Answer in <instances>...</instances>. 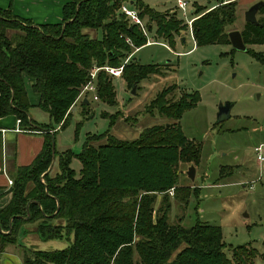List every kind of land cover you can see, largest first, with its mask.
<instances>
[{"label":"trees","instance_id":"trees-1","mask_svg":"<svg viewBox=\"0 0 264 264\" xmlns=\"http://www.w3.org/2000/svg\"><path fill=\"white\" fill-rule=\"evenodd\" d=\"M124 3L136 8L139 17L147 16L149 28L154 21L156 35L170 45L174 34L185 28L181 21L141 0H68L62 6L61 21L42 24L13 15L9 7L0 8V118L12 114L30 129L50 130L31 126L27 119L25 74L39 96V107L64 128L93 66H119L135 48L146 44L138 26L129 24L121 13ZM236 7L237 0L210 10L198 7L195 13L200 15L191 22L195 44H230L228 32L235 30L230 26L236 20ZM257 14V25L244 22L239 30L246 47L264 44V4ZM9 27L21 32L17 40L7 36ZM84 29H100L101 38L90 37ZM252 54L264 63L262 54ZM130 61L121 75L127 86L160 69L156 64ZM109 77L97 74V94L102 102L114 105L116 91ZM168 92L167 88L157 92L145 111L175 122L145 127L133 140L117 139L109 130L87 134L82 150L74 154L70 149H52L56 130L45 134L39 154L28 166L16 168L12 176L10 201L0 209V251L17 243L23 226L36 223L40 239L66 240L68 245L51 251L25 249L21 264H256L241 258L243 245L232 247L234 259L226 256L219 226L170 224L167 198L154 207L157 193L176 189L177 164L196 163L201 152L200 143L186 138L178 122L198 100L197 94L195 101L186 98L171 103ZM113 125L109 119V126ZM101 137L104 143L93 144ZM55 156L59 171L50 178ZM74 158L80 162L78 172L70 166ZM30 180L34 183L31 197L25 193ZM57 219L64 220V225L55 224Z\"/></svg>","mask_w":264,"mask_h":264},{"label":"rangeland","instance_id":"rangeland-1","mask_svg":"<svg viewBox=\"0 0 264 264\" xmlns=\"http://www.w3.org/2000/svg\"><path fill=\"white\" fill-rule=\"evenodd\" d=\"M141 1L158 12L173 16L185 26L174 34L173 45H170L156 35L154 21L150 22L149 28L148 17H140L146 29L145 35L138 26L141 34L145 35L146 43L148 38L154 43L142 47L133 58L130 54L127 62L133 60L141 64H156L160 66L159 72L140 80L134 85V92L133 86H127L122 77H109L116 91V104L108 105L100 98L93 100V92H88L84 97L88 103L84 105V95L81 98L77 96L64 128H60L61 123L53 122L48 112L39 107V96L26 82L30 77L24 74L29 105L27 113L31 116V122L50 128L48 131L40 130L41 133L56 130L53 139L57 151L70 149L78 154L87 134L101 135L109 130L115 138L130 141L137 138L145 127L174 123L175 120L164 115L145 111V106L162 89L169 90L167 100L171 103L186 98L197 100L196 93L198 100L184 110L178 122L186 138L200 143L199 160L196 163L177 164L176 189L172 187L157 193L154 207H159L161 201L167 198L170 224L189 227L200 222L219 226L228 258L234 259L235 248L232 247L243 245L244 253L238 251L242 259L264 264V161L258 163L255 150V147L263 144L264 156V63L252 54L264 56V44H250L246 51L235 49L231 44L197 46L187 21L200 15L196 16L195 13L198 7L209 8L216 0H187L185 16L176 8V0ZM241 1L237 0L236 20L230 29L242 28L244 13L252 5L242 4ZM134 10L138 14V10ZM84 32L92 38H101L102 35L100 29H84ZM6 34L15 41L16 35L21 32L9 27ZM125 41L131 44L129 37H125ZM93 82L97 94V75ZM224 102L233 103L229 117L217 122L218 105ZM109 119L114 120L112 127L109 126ZM23 126L25 129H22L26 131H35ZM104 142L102 137L93 140L95 145ZM191 165L195 168L194 180L187 176ZM70 166L78 172L79 160L74 158ZM49 169V177L53 178L59 171L58 156H55ZM12 176H16V172L10 175V180ZM38 177L42 182L46 181L42 174L39 173ZM33 186V180L26 185L25 193L29 197L34 192ZM64 223L61 219L55 221V224ZM36 226V223L23 226L25 234L18 235L17 243L7 244L0 251V264L10 257L8 254L15 256L16 261H22L25 249L51 251L68 245L66 240L40 239L35 232Z\"/></svg>","mask_w":264,"mask_h":264},{"label":"crops","instance_id":"crops-1","mask_svg":"<svg viewBox=\"0 0 264 264\" xmlns=\"http://www.w3.org/2000/svg\"><path fill=\"white\" fill-rule=\"evenodd\" d=\"M66 1L68 0H0V8L6 9L9 7L13 15L30 20L34 24L56 23L61 20V9ZM256 1L258 0H242L241 2L242 4H253ZM216 3L217 1H215L213 5ZM152 43H154V41L150 43L147 42L145 45L136 48L131 53V58H133L135 53L142 47L151 45ZM25 80L26 78L23 75L24 84ZM26 82L31 86V78L30 80H26ZM85 100L87 99L82 98V102L86 103ZM17 119L18 118L12 114L0 118V209L7 205L11 198V193L9 192L11 185L8 183L10 175L16 168L28 166L34 160L43 147L44 134H46L41 133L38 128H36L38 130L35 131H15ZM28 119L31 120L30 115H28ZM30 125L32 126L34 124L31 123ZM34 126L36 127V124ZM19 127L24 128L22 122L19 124ZM3 129L5 131H2ZM53 132L54 131H52L51 134ZM8 255L10 257L4 260V264H21L20 260L16 261L15 256L11 254Z\"/></svg>","mask_w":264,"mask_h":264},{"label":"built area","instance_id":"built-area-1","mask_svg":"<svg viewBox=\"0 0 264 264\" xmlns=\"http://www.w3.org/2000/svg\"><path fill=\"white\" fill-rule=\"evenodd\" d=\"M232 1H236V0H222L221 2L215 4L214 6H211L208 10L212 9L213 7L219 5V4H224V3H228V2H232ZM176 8L179 9L183 15L185 16L186 13H187V8H188V1L187 0H176ZM207 10V11H208ZM120 11L122 14H124L127 18V20L136 25V26H139L143 31H144V34L146 35V29L143 25V22L141 21L139 15L137 14V12L129 7L128 4H122L121 7H120ZM196 17H192L191 19H189L187 21L188 25H189V28H190V31H191V22L195 19ZM191 35H192V32H191ZM192 38H193V35H192ZM148 43H150L149 39L147 40ZM128 59L125 60L124 63H122L121 65L119 66H103V67H93L89 73V80L87 81L86 84H84L82 86V88L80 89V92H79V95H78V98H81L82 95L83 98L85 97V93H88V92H93V100H98V96L97 94L95 93L96 91V88H95V85H94V82L93 80L96 78V75L99 71H104L108 76H110L111 78L113 77H121L122 75V72H123V67H124V64L127 62ZM16 123H17V126L15 127V131L17 132H22V131H26L22 128L19 127V124H20V120L17 119L16 120ZM2 131H5L4 129ZM263 144H260L259 146L255 147V150L257 152V161L258 163H261L262 161H264V156L262 154L263 152ZM9 184H12V181L9 180L8 182ZM171 193V192H170Z\"/></svg>","mask_w":264,"mask_h":264},{"label":"water","instance_id":"water-1","mask_svg":"<svg viewBox=\"0 0 264 264\" xmlns=\"http://www.w3.org/2000/svg\"><path fill=\"white\" fill-rule=\"evenodd\" d=\"M264 2L263 0H258L255 3H253L244 13V20L245 22H249L252 24L257 25V12L260 10V8L263 6ZM230 44L233 46V48L238 50L245 51L247 49L246 45L244 44L240 31L239 30H231L228 32ZM132 92H134V85L132 87ZM87 103L88 101L85 100ZM233 105L232 102H224L220 103L218 105V110L216 114V120L217 122H221L224 119H227L229 117L230 108ZM54 139L52 138V149L54 148ZM187 176L190 180H194L195 177V168L193 165H191L187 171Z\"/></svg>","mask_w":264,"mask_h":264},{"label":"flooded vegetation","instance_id":"flooded-vegetation-1","mask_svg":"<svg viewBox=\"0 0 264 264\" xmlns=\"http://www.w3.org/2000/svg\"><path fill=\"white\" fill-rule=\"evenodd\" d=\"M25 231H26L25 229H22V230H21V233H22V234H25Z\"/></svg>","mask_w":264,"mask_h":264}]
</instances>
